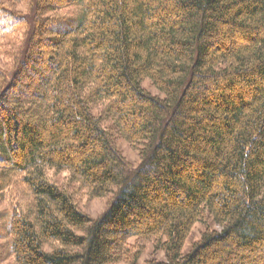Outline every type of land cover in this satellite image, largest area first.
Returning <instances> with one entry per match:
<instances>
[{
  "label": "trees",
  "instance_id": "obj_1",
  "mask_svg": "<svg viewBox=\"0 0 264 264\" xmlns=\"http://www.w3.org/2000/svg\"><path fill=\"white\" fill-rule=\"evenodd\" d=\"M0 199V264H264V0H0Z\"/></svg>",
  "mask_w": 264,
  "mask_h": 264
},
{
  "label": "rangeland",
  "instance_id": "obj_2",
  "mask_svg": "<svg viewBox=\"0 0 264 264\" xmlns=\"http://www.w3.org/2000/svg\"><path fill=\"white\" fill-rule=\"evenodd\" d=\"M148 91H150L152 94H157V91L149 84L148 81L144 82L143 85ZM117 146L119 150L121 151V154L130 162L133 166H136L139 163V157L137 155V152L134 151L132 148L128 146V144L124 140H120L117 142ZM51 175V174H50ZM58 179H63V175H57L55 176ZM77 206L78 208L89 215L91 218L98 217L107 207L109 203V197H103V198H90L88 191L83 190L82 193L75 196ZM7 204L5 200L0 199V210L6 208ZM202 226L200 224H196L191 231V234L189 238L186 240L184 247L182 249L183 252H186L191 244L198 240L199 235L202 231ZM2 241H0V244ZM129 243H135L133 240H130ZM141 243V242H140ZM138 244V243H136ZM143 244V252L141 254V257L138 261V264H144L147 260L155 259V260H164V254L161 251H154L153 245L150 242H144ZM10 262V261H9ZM8 262V263H9ZM7 262L1 263V264H8ZM110 264H129L126 261H120Z\"/></svg>",
  "mask_w": 264,
  "mask_h": 264
}]
</instances>
